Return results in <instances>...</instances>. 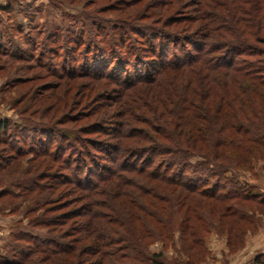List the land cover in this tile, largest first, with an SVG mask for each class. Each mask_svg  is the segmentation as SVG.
Here are the masks:
<instances>
[{
    "label": "trees",
    "instance_id": "trees-1",
    "mask_svg": "<svg viewBox=\"0 0 264 264\" xmlns=\"http://www.w3.org/2000/svg\"><path fill=\"white\" fill-rule=\"evenodd\" d=\"M197 5L198 16L175 20L197 25L193 35L180 38V33L150 29L152 37L143 50L128 47L111 59L124 76L138 72L135 81L124 82V87L152 85L139 101L156 105L143 107L146 114L156 115L148 123L154 135L127 133L122 127L113 136L103 134L113 139L103 142L83 141L71 131L60 134L55 148L47 145L46 138L36 142L43 150L35 152L59 163L63 171L47 176L53 179L50 186L38 188L66 187L67 193L60 194L63 199L85 193L79 198L85 204L40 223L64 227L77 220L72 231L79 237L69 243L51 238L35 241L30 248H20L27 251L18 260L0 257V264H80L84 250L79 245L85 241L89 242L85 253L97 257L94 264H166L163 252H150L146 242H162L165 249L174 239L175 209L184 212L182 235L188 232L186 237L198 246L201 233L215 220L222 225L233 219L231 234L236 222L253 225L242 207L249 203L264 207V196L249 192L231 174L250 163L252 155L264 152V0H201ZM181 39L185 44L180 46ZM78 40L77 44L86 43ZM92 43L89 46L97 48ZM108 63L89 59L83 77L97 78ZM131 97L126 95L127 102L137 105ZM11 129L9 121L0 120V145L17 160L25 150L19 146L22 135ZM95 131L88 134L100 132ZM67 151L77 158L63 157ZM44 201L37 203L50 205ZM57 203L52 207L58 211L71 205ZM136 223L142 224L139 229ZM29 237L17 236L18 241ZM188 257L176 263L189 264ZM263 257L258 253L251 264H264Z\"/></svg>",
    "mask_w": 264,
    "mask_h": 264
},
{
    "label": "rangeland",
    "instance_id": "rangeland-1",
    "mask_svg": "<svg viewBox=\"0 0 264 264\" xmlns=\"http://www.w3.org/2000/svg\"><path fill=\"white\" fill-rule=\"evenodd\" d=\"M200 1L0 0V120L9 121L11 131L22 135L23 143L19 146L25 150L23 156L14 160L15 155L0 145L1 259L18 260L20 254L27 251L20 248H30L35 241L51 238L69 243L79 237L72 231L78 226L77 220L64 227L48 228L40 223V220L60 218L85 204L79 199L85 193L68 194L69 197L63 199L60 194L67 193L66 187L58 191L38 188L50 186L53 179H46L47 176L63 171L59 163L35 152L43 150L36 142L46 138L47 145L55 148L61 140L60 134L68 131L83 141L103 142L113 140L103 134L113 136L122 127L127 133L154 135L148 123L156 115L146 114L143 107L154 105L155 108L156 105L139 101L152 85L124 87V82L135 81L138 72L135 70L124 76L111 65V59L130 50L128 47L143 50L152 37L150 29L180 33V38L193 35L197 25L175 20L178 16H198ZM118 35L125 38L120 40ZM81 38L86 43L77 44ZM111 40L118 42L113 45ZM196 40L198 45L202 43L200 39ZM92 41L97 48L91 46ZM183 44L185 42L181 39L180 46ZM96 56L110 63L96 73L97 78L83 77L89 59ZM77 73L83 75L74 77ZM126 95L132 96L131 100H138V104H129ZM158 110L156 112L162 113ZM92 129L100 132L88 134ZM262 152L252 155L250 163L245 166H236L238 169H233L231 174L234 181L259 196H264ZM62 156L77 158L70 151ZM40 200L50 202V205L39 206L37 202ZM54 202L71 205L58 211L52 207ZM242 209L246 215L252 216V226L236 222L235 232L231 234L228 228L233 219L222 225L215 220L210 224V230L201 233L203 241L199 246L186 237L188 232L182 235L184 212L175 209L174 239L166 244L165 249L162 242L147 240L146 243L150 244V252H163L166 264L187 260V255L191 261L189 264H251L258 253L264 254V207L249 203ZM214 218L218 219V216ZM141 225L136 223L134 227L139 229ZM241 230H246L244 236ZM26 233L30 234V239L18 241L17 236ZM68 234L71 237L66 238ZM181 237L186 239L182 241ZM88 244L85 241L79 245L84 253ZM84 253L80 264H94L97 257L90 252Z\"/></svg>",
    "mask_w": 264,
    "mask_h": 264
}]
</instances>
